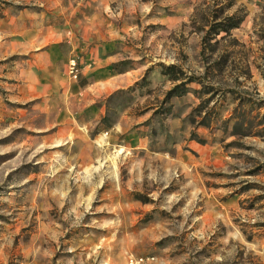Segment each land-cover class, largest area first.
<instances>
[{
	"label": "rangeland",
	"instance_id": "374dc122",
	"mask_svg": "<svg viewBox=\"0 0 264 264\" xmlns=\"http://www.w3.org/2000/svg\"><path fill=\"white\" fill-rule=\"evenodd\" d=\"M129 257L264 264V0H0V264Z\"/></svg>",
	"mask_w": 264,
	"mask_h": 264
},
{
	"label": "crops",
	"instance_id": "0c3cea01",
	"mask_svg": "<svg viewBox=\"0 0 264 264\" xmlns=\"http://www.w3.org/2000/svg\"><path fill=\"white\" fill-rule=\"evenodd\" d=\"M91 55L93 56L92 57L93 60H91ZM84 61L86 63V66H88V68H89V71H90L89 75L91 77L95 78L98 76H107L108 73H107L106 66L109 65L107 62V57L106 56L104 57L103 54L99 55V52L97 50H95V51L91 50V53L85 56ZM88 68H85V69L88 70ZM85 69H82V76L85 77V79H87L86 73H84ZM62 76H63V73H62ZM64 76H65V73H64ZM108 76H109V74H108ZM65 77H64L65 81L66 82H67V80L69 81V79L67 77L66 78ZM126 79H128L126 76V73L118 75L117 77L113 78L112 80H110L108 78L107 81L106 80L103 81V78H102V86L108 87L107 84L116 85L117 82L126 81ZM70 83H73V85L75 83L77 85V81H75V82L70 81Z\"/></svg>",
	"mask_w": 264,
	"mask_h": 264
},
{
	"label": "trees",
	"instance_id": "16d2710c",
	"mask_svg": "<svg viewBox=\"0 0 264 264\" xmlns=\"http://www.w3.org/2000/svg\"><path fill=\"white\" fill-rule=\"evenodd\" d=\"M213 34L210 37H206V42L210 40H215L217 36L221 34L230 35V32L233 29H237L239 27V20L236 19V15L226 16L225 18L219 20L217 23L213 24ZM223 37V36H222ZM221 37V38H222ZM218 41L215 40V43ZM172 80H176V78H172Z\"/></svg>",
	"mask_w": 264,
	"mask_h": 264
},
{
	"label": "built area",
	"instance_id": "2783aa9c",
	"mask_svg": "<svg viewBox=\"0 0 264 264\" xmlns=\"http://www.w3.org/2000/svg\"><path fill=\"white\" fill-rule=\"evenodd\" d=\"M68 73L70 74V76H72L73 79L77 78L78 75V68L76 65L75 60H70L69 65H68ZM153 258L147 257V258H143V257H138V258H134V257H129L127 264H152Z\"/></svg>",
	"mask_w": 264,
	"mask_h": 264
}]
</instances>
